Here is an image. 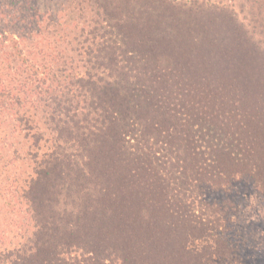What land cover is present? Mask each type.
<instances>
[{
	"label": "trees",
	"instance_id": "trees-1",
	"mask_svg": "<svg viewBox=\"0 0 264 264\" xmlns=\"http://www.w3.org/2000/svg\"><path fill=\"white\" fill-rule=\"evenodd\" d=\"M49 3L0 0V135L10 145L0 160L14 150L35 169L74 157L91 172L120 168L117 189L104 183L98 201L119 225L134 224L131 215L147 207L151 234L166 232L161 252L177 242L180 254L208 259V240L222 251L226 214L204 199L206 187L225 191L243 175L261 183L264 170V4L251 7L246 27L236 14L233 25L203 19L198 44L192 16L203 9L192 8L182 21L191 29L189 52L173 60L165 46L177 41L181 18L169 22L174 7L164 0H64L56 10ZM27 179L8 192L21 205L17 214L24 206L32 212ZM35 249L38 242L24 256H0L28 264Z\"/></svg>",
	"mask_w": 264,
	"mask_h": 264
},
{
	"label": "rangeland",
	"instance_id": "rangeland-1",
	"mask_svg": "<svg viewBox=\"0 0 264 264\" xmlns=\"http://www.w3.org/2000/svg\"><path fill=\"white\" fill-rule=\"evenodd\" d=\"M164 1L174 7L167 12L169 22L181 18L179 27L182 28L172 36H177V41L171 40L165 46V53L170 54L173 60L181 59L183 53L189 52V44L193 40L189 33L191 29L182 21H187L191 16L192 8L200 6L203 9L192 16L197 19L192 27L197 37L195 43L198 44L206 34L203 19H216L213 17L216 16L218 23L225 18L233 25L232 16L236 14L238 21L246 27L252 19L249 14L251 7L258 11V5L264 4L261 0H199L197 6H194L197 1ZM63 2L64 0H53L49 6H54L56 10ZM41 4L45 10V2L41 1ZM218 6L225 9L213 8ZM151 10L162 13L159 8ZM229 84H234V81ZM90 141L92 142H89L91 145L88 144V149L94 146L96 140L91 138ZM3 144L9 149V143L0 135V149ZM13 144L17 149V140H13ZM13 152L14 150H9L0 160V253H8L9 250L21 251L24 256V251L38 242L39 251L35 249L31 260L28 259L31 264H264V170L261 183L249 175H243L236 177L225 187V191L206 187L204 199L211 203L216 202L226 214L224 237L227 242L221 251L214 241L208 240V259L200 258L201 255L193 258L189 251L184 250L180 254L177 242L175 248L170 245L169 252L160 251L159 247L162 250L164 247L161 246L163 242L158 240L166 232L156 234L153 227L151 234L146 219L151 218L152 212L147 207V211L139 214L134 212L131 215L136 219L134 224L125 222L119 225L113 211H104L102 203H98L102 197L100 190L104 183L113 191L117 189L120 168L116 174L112 171L104 174L103 171L109 169L106 167H99L91 172L84 167L86 160L74 157L67 160L53 159L46 169H35L36 164L31 158L15 156ZM131 158L132 160L128 159V165L132 164L136 169L138 165ZM258 160L261 167L264 166V148L258 153ZM107 161L119 165L122 158H108ZM30 175L33 180L32 188L29 186L26 189L32 191V212L24 206L23 212L17 214V207L21 205H18L15 198H10L8 192L16 191L15 186L25 184ZM102 215L106 217L105 220L99 219ZM142 217L145 219L139 224L137 218ZM34 232L37 237L33 236ZM199 253L202 254L201 247ZM19 256L7 259L2 254L0 264H11L9 260L13 264H22L18 262ZM193 260L197 263H193Z\"/></svg>",
	"mask_w": 264,
	"mask_h": 264
}]
</instances>
